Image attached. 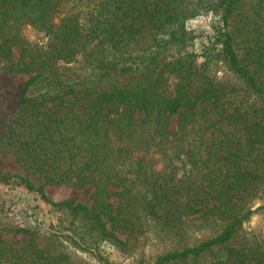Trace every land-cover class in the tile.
<instances>
[{"label":"trees","instance_id":"1","mask_svg":"<svg viewBox=\"0 0 264 264\" xmlns=\"http://www.w3.org/2000/svg\"><path fill=\"white\" fill-rule=\"evenodd\" d=\"M201 2L222 27L197 65L185 20ZM77 62L86 75L67 67ZM219 64L223 80L209 75ZM0 66L28 75L2 139L24 175L3 180L44 199L45 185L93 184L100 213L51 203L82 244H124L146 221L180 231L215 218L214 236L153 264H264L234 244L253 214L243 197L264 199V0H0ZM15 232L24 245L0 241V264H82L52 238Z\"/></svg>","mask_w":264,"mask_h":264},{"label":"rangeland","instance_id":"2","mask_svg":"<svg viewBox=\"0 0 264 264\" xmlns=\"http://www.w3.org/2000/svg\"><path fill=\"white\" fill-rule=\"evenodd\" d=\"M194 12V16L185 20V29L192 34L186 50L193 53L197 65H201L204 62L205 49H213L210 45L215 43L217 31L222 24L220 17L208 9L203 2L197 5ZM235 25V20L232 18L231 27ZM23 34L31 42L45 41L30 27L25 28ZM237 53L241 57V50L237 49ZM67 67L77 74L86 75V70H83L78 62ZM225 74L227 72L220 64L216 67L212 66L209 72L212 78L219 80L225 79L223 78ZM27 79L28 75L24 73L12 72L0 66V241H14L18 247H21L26 236L15 230L24 229L35 233L41 243L52 238L56 250L68 254L82 264H153L158 256L185 246L197 245L215 235L221 224L219 219L215 218L190 219L180 231H170L152 221H146L142 232L124 244L112 245L107 242H99L95 245L90 242L82 244L83 241L68 230L69 217L63 212L56 211L51 203L71 200L75 204L86 205L89 210L100 213L92 196L93 184L82 188L69 185H45L44 199L38 191L28 190L16 179L3 180L2 175H24L12 155L4 150L2 139L17 112L19 95ZM172 82L173 79H170V87ZM176 128L177 120L174 117L170 120L169 129L174 132ZM209 141L210 138L207 136L204 146H207ZM32 180L35 188H39L42 184L35 178ZM111 191L114 192L113 189ZM256 196L253 199L251 195L243 197L253 210V214L242 224L234 244L245 250L250 248L252 251L264 252V199ZM106 202H109L113 208L117 206V198L114 195ZM119 237L121 240L125 238L121 235ZM231 243L233 245V240ZM210 262L211 259L207 256L199 260L198 264H210ZM251 264L257 263L252 261Z\"/></svg>","mask_w":264,"mask_h":264}]
</instances>
